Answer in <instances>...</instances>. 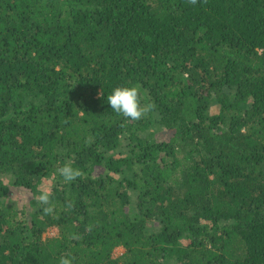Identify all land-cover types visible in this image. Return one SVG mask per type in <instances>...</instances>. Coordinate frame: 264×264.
<instances>
[{
    "label": "trees",
    "instance_id": "16d2710c",
    "mask_svg": "<svg viewBox=\"0 0 264 264\" xmlns=\"http://www.w3.org/2000/svg\"><path fill=\"white\" fill-rule=\"evenodd\" d=\"M61 257L264 264V0H0V264Z\"/></svg>",
    "mask_w": 264,
    "mask_h": 264
},
{
    "label": "clouds",
    "instance_id": "9594fccd",
    "mask_svg": "<svg viewBox=\"0 0 264 264\" xmlns=\"http://www.w3.org/2000/svg\"><path fill=\"white\" fill-rule=\"evenodd\" d=\"M107 104L115 113L132 120L140 119L151 107V105H142L137 87L126 85L114 87L107 95ZM58 172L65 181H72L80 174L77 169L69 164L59 167ZM39 198L42 201H47L48 195L45 193ZM59 264H71V260L67 257H61Z\"/></svg>",
    "mask_w": 264,
    "mask_h": 264
},
{
    "label": "rangeland",
    "instance_id": "374dc122",
    "mask_svg": "<svg viewBox=\"0 0 264 264\" xmlns=\"http://www.w3.org/2000/svg\"><path fill=\"white\" fill-rule=\"evenodd\" d=\"M19 200H18V204L22 203V200L25 199L24 195L19 194L18 195ZM23 197V198H22ZM57 234L56 229L52 228V229H48L47 232L45 233V237H53ZM123 253V249L121 248H116L113 253H112V257L116 258L118 256H120Z\"/></svg>",
    "mask_w": 264,
    "mask_h": 264
}]
</instances>
